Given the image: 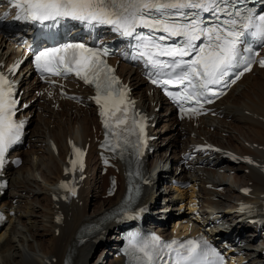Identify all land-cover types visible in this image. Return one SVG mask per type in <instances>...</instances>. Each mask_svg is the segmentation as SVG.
I'll list each match as a JSON object with an SVG mask.
<instances>
[{
    "label": "snow or ice",
    "instance_id": "6c2138e0",
    "mask_svg": "<svg viewBox=\"0 0 264 264\" xmlns=\"http://www.w3.org/2000/svg\"><path fill=\"white\" fill-rule=\"evenodd\" d=\"M10 4L15 19L48 29L71 20L89 29L107 25L131 38L136 42V58L144 59L151 69L147 73L151 82L162 87L186 115H198L202 100L211 103L210 97L222 94L215 86L234 84L253 64L264 68V59L257 60L258 52L252 47L253 42L264 46V14L244 6L245 0H10ZM109 54L105 46L68 42L38 51L35 67L50 77L75 74L93 85V99L100 105L104 127L116 141L108 140L105 146L113 152L119 149L121 156L131 148L132 155L139 158L146 146V117H129L134 102L127 99L126 88L103 58ZM17 67L18 63L8 71L14 73ZM169 86L180 90L169 91ZM17 103L13 83L0 72V166L22 134L23 121L14 119ZM192 103L198 107H186ZM133 136L135 141L130 139ZM74 154L76 159L69 161L71 168L65 171L83 172L84 153L74 146ZM61 187L76 195L70 184ZM128 255L138 264H224L223 255L203 237L165 242L156 235L133 234Z\"/></svg>",
    "mask_w": 264,
    "mask_h": 264
},
{
    "label": "bare ground",
    "instance_id": "6f19581e",
    "mask_svg": "<svg viewBox=\"0 0 264 264\" xmlns=\"http://www.w3.org/2000/svg\"><path fill=\"white\" fill-rule=\"evenodd\" d=\"M5 37V34L0 32V49L4 45ZM119 70L126 77L128 76L131 83L135 84L136 90L146 97L144 79L137 74L136 70L127 68L125 64H121ZM263 73L264 68H257L254 73L245 74L222 99L215 103L222 113L221 117L208 118V121L214 123L219 129L218 132L211 134L215 140L224 145H232L244 151L264 155L263 150L245 144V141L264 143ZM256 74L263 75L259 78ZM31 81L27 74L21 77L24 88ZM27 93V98L35 96L26 110V113H32L31 126L26 139L30 146L19 149L23 154L22 163L7 171L10 188L2 195L1 204L8 205L10 209L15 210V213L0 230V264H62L66 254L71 256V264H121V256H115L116 250L112 248L116 244L114 224L108 225L107 229L112 232L106 235L102 246H98L93 252L91 251L93 243L88 240L84 243L73 242L81 226L108 212L122 196L123 187H119L112 196L106 198L101 196L107 180H105L106 176L103 177L96 171L97 161L93 160V146L88 151L89 168L92 163L89 169L91 174L83 180L78 198L60 203L64 212L61 222L55 221L53 215L56 202L51 199V192L62 173L67 141L71 137L85 141L89 135H92L94 114L89 107H81L66 100H61L60 109H54L49 106L46 99L41 101L42 96H36L29 91ZM160 99L164 106L163 98L160 97ZM184 128V122L177 120L173 113L157 111V126L154 131L159 134V137L153 140L158 150L155 158L157 167H160L161 162L164 161L171 164L177 161L178 146L184 141ZM221 131L228 132L225 140ZM49 138L56 141L57 152L48 145ZM244 166L240 163L229 166L228 168H235V174L232 176L221 175L214 169L208 171L209 175L219 183L227 184L226 193L220 200H213L212 194L205 187L200 186L203 193L200 189L197 192L202 196V220L208 219L207 210L215 202L219 207L217 210L222 212V218L229 221L230 225L224 229L214 223L209 227L210 230L215 229L213 233L234 231V234H238L242 240L246 241L241 248L248 262L256 263L263 252L255 242L256 231L241 222L242 213L231 212L230 207L225 205L230 202L232 196L239 195L237 187L244 183L251 181L254 200H257L260 193L264 191V177L258 168L249 165V170L244 171ZM203 173L201 171L199 176ZM234 180L238 182L237 185L234 184ZM166 188L164 198L158 196L155 191L150 196L147 190L144 192L143 199H148L149 203L153 201L155 203L153 212L156 213L150 217L149 222L162 225L163 223L157 222L160 217L172 220L185 215H188L190 219L188 209L178 215L181 206L187 201V192L171 185ZM194 191L195 189H192L189 194L191 195ZM157 226L162 230L165 229L160 225ZM249 234H253L254 237ZM106 241L108 245H105ZM54 257L55 260H53Z\"/></svg>",
    "mask_w": 264,
    "mask_h": 264
},
{
    "label": "rangeland",
    "instance_id": "374dc122",
    "mask_svg": "<svg viewBox=\"0 0 264 264\" xmlns=\"http://www.w3.org/2000/svg\"><path fill=\"white\" fill-rule=\"evenodd\" d=\"M263 74H264V73H263ZM263 74H262V75H263ZM256 75H257L259 78L262 76L261 74H260V75L256 74Z\"/></svg>",
    "mask_w": 264,
    "mask_h": 264
}]
</instances>
